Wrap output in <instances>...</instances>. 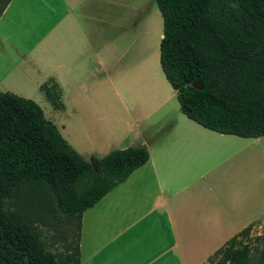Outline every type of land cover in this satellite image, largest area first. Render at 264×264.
Instances as JSON below:
<instances>
[{
	"label": "crops",
	"instance_id": "crops-1",
	"mask_svg": "<svg viewBox=\"0 0 264 264\" xmlns=\"http://www.w3.org/2000/svg\"><path fill=\"white\" fill-rule=\"evenodd\" d=\"M12 2L0 14V92L21 97L20 86L56 84L62 108L54 109L57 122L47 121L58 132L69 119L63 139L92 166L115 145L148 153L144 165L82 213L79 264H207L264 216V136L219 134L180 113L167 129L151 123L145 136L136 126L102 153L90 142L97 127L83 129V113L65 105L63 97L83 95L75 89L86 80L85 64L101 66L102 53L115 56L118 43L126 44L135 0H17L10 22L1 23ZM24 17L28 29L18 34ZM141 45L143 54L145 38Z\"/></svg>",
	"mask_w": 264,
	"mask_h": 264
},
{
	"label": "trees",
	"instance_id": "trees-1",
	"mask_svg": "<svg viewBox=\"0 0 264 264\" xmlns=\"http://www.w3.org/2000/svg\"><path fill=\"white\" fill-rule=\"evenodd\" d=\"M154 2L162 23L159 67L179 112L219 134L264 136V0ZM41 90L53 109L62 108L56 84ZM147 159L143 147H128L92 166L38 105L0 92V264H79L82 213ZM39 226L61 237L59 255L45 248ZM248 228L208 264H248L250 249L237 240Z\"/></svg>",
	"mask_w": 264,
	"mask_h": 264
},
{
	"label": "rangeland",
	"instance_id": "rangeland-1",
	"mask_svg": "<svg viewBox=\"0 0 264 264\" xmlns=\"http://www.w3.org/2000/svg\"><path fill=\"white\" fill-rule=\"evenodd\" d=\"M3 1L0 0V9ZM16 3L17 0L12 2L10 9L3 15L1 23L10 22L9 16ZM38 18L37 16L36 20ZM133 22L125 33L126 44L123 45V40L118 43L115 56L109 57L102 53L101 66L94 62L85 64L86 69L83 73H86V80L75 89V91L80 90L83 95L76 98L72 95L63 97L67 108L74 105L83 113L78 115L83 129L97 127L98 133L89 132L90 142L102 153L112 148L116 142L120 143L122 136L133 135L136 126L145 136L154 128L150 126L151 123L159 121L158 123L161 122L163 128L167 129L181 117L175 94L165 81L159 67L158 36L162 31V23L155 2L135 0ZM28 25V17H24L16 33L25 34ZM143 38L146 45L142 54L138 50L142 48ZM21 87L19 90L26 92L19 93L24 96L21 98L31 100L38 105L46 120L57 122V115L60 114L54 111L47 97L38 87L29 85ZM84 113L92 118L85 116ZM164 116L165 118L162 119ZM71 119H75V116ZM67 120L64 122L65 130L58 129L62 138L69 130V119ZM99 137H102L100 142ZM115 146L113 150H118ZM248 227L247 235L238 236L237 240L246 243L250 249L248 264H264V216ZM38 228L45 248L59 255L62 252L61 237L44 227ZM69 238H72L70 234Z\"/></svg>",
	"mask_w": 264,
	"mask_h": 264
},
{
	"label": "water",
	"instance_id": "water-1",
	"mask_svg": "<svg viewBox=\"0 0 264 264\" xmlns=\"http://www.w3.org/2000/svg\"><path fill=\"white\" fill-rule=\"evenodd\" d=\"M191 87H194L196 89H201L200 83L199 82H194L191 84Z\"/></svg>",
	"mask_w": 264,
	"mask_h": 264
}]
</instances>
